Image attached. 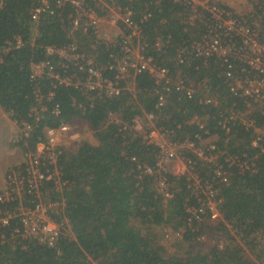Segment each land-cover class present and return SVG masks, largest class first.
Returning a JSON list of instances; mask_svg holds the SVG:
<instances>
[{
	"label": "trees",
	"instance_id": "16d2710c",
	"mask_svg": "<svg viewBox=\"0 0 264 264\" xmlns=\"http://www.w3.org/2000/svg\"><path fill=\"white\" fill-rule=\"evenodd\" d=\"M48 2L49 8L34 20L33 10L43 0H0V108L20 127L30 125L28 135L23 133L18 143L24 152L36 150L47 128L73 123L77 117L88 123L97 143L80 140L65 149L59 159L62 191L56 190L54 181L43 187L46 201L63 202V212L52 215L58 222L67 220L69 230L63 229L57 244L50 247L13 233L16 219L0 223V264H255L253 258L264 255V138L256 146L253 141L256 129L264 128V114L251 111L247 119L254 120L252 126L238 119L224 127L226 110L246 109V100L227 87L226 63L202 57L180 62V51L207 30L200 19L190 22L192 6L184 0H106L109 5L132 9L137 21L147 16L140 22L145 57L167 68L172 80L182 78L186 84L206 80L209 92L199 89L188 96L175 86L167 90L149 70H143L131 71L125 78L134 80L133 90L111 97L87 85L88 68H100L106 79L125 86V79L117 78L121 47L97 40L91 28L74 27L72 4ZM86 5L100 15L109 12L93 0H86ZM49 46L80 57L64 62L59 54H47ZM46 61L62 77H72L71 84L49 74L34 77L32 65ZM88 61L91 65L86 66ZM77 77L80 85L75 83ZM161 94L165 101L160 105ZM205 95L214 97L216 104L206 103ZM149 114L152 121L147 119ZM136 118H145L153 127L143 133L135 126ZM153 128L181 145L180 154L194 163L198 176L216 182L223 220L213 222L209 211L202 220H190L188 209L201 201L189 186L187 174L166 172L171 196L165 197L158 176L145 172L146 167L156 169L159 160V147L145 138ZM210 137H215L213 155L228 171L227 181L215 180L216 163L205 159L206 155L182 148L192 142L202 147ZM230 156L238 159L231 166ZM244 161L248 167L242 169L239 163ZM22 200L33 205L37 199L25 194ZM17 204L1 203L0 212ZM168 226L181 233L175 246L186 248L184 254H167L155 241L152 231ZM206 227L220 233L224 248L196 247Z\"/></svg>",
	"mask_w": 264,
	"mask_h": 264
},
{
	"label": "built area",
	"instance_id": "2783aa9c",
	"mask_svg": "<svg viewBox=\"0 0 264 264\" xmlns=\"http://www.w3.org/2000/svg\"><path fill=\"white\" fill-rule=\"evenodd\" d=\"M48 1L43 0V5L33 10L32 18L34 20H38L40 14L49 8ZM93 1L100 9L108 8L109 12L106 15L98 14L95 8L86 5V0H58V4H72L76 11L72 21L74 27H83L84 31L88 28L93 29L97 40L100 39L103 22L108 21L112 27L117 29L116 39L112 42L106 40L108 44L121 47L123 55L118 59L117 78L125 79L131 71L138 74L143 70H149L156 82L164 84L167 90L171 86H175L177 90L185 91L188 96H192L199 89L206 93L209 92L206 80L199 83L191 80L187 84L182 78L172 80L167 68L157 66L153 63L152 58L145 57L143 50L146 44L140 22L147 18L146 15L140 21H137L134 12L128 7L112 6L106 0ZM184 1L192 6L190 22L193 23L196 18L200 19L207 26V30L199 40H194L180 51V62H184L185 58L202 57L204 59L216 58L226 63L229 68L226 71L227 87L231 94L246 100V109L244 112L226 110L224 113H229L224 116V127L238 119L245 125L252 126L254 120L247 119V115L255 110L264 114V0H249L251 3L250 10L243 14L235 13L229 7L218 4L214 0ZM21 44L22 41L18 39L16 46L19 47ZM157 45L160 48L159 42ZM72 50H75V47ZM47 54H59L64 62L78 60L80 57L78 54H71L70 50H57L51 46L47 47ZM186 54H188L187 57ZM81 58L84 60V55H81ZM231 59L233 64L230 62ZM87 65H91V62L88 61ZM65 66L66 64H63V67ZM80 69H83V66H80ZM32 72L34 77L49 74L64 84H71L73 81L70 76L62 77L56 73L51 61L34 63ZM88 74L87 85L91 89L98 88L111 97L117 96L127 89L133 90L135 88V86L130 87L128 85L127 79H125V86H120L118 81L106 79L102 69L94 66H89ZM78 78L75 82L76 85L81 84ZM37 95L40 98L38 93ZM205 97L206 103L216 104L214 97L208 95H205ZM164 101V95L161 94L159 104H163ZM148 119L152 121L153 115L149 114ZM139 125H141V119L136 118L135 126L138 128ZM23 128L25 129L24 135H28L30 125L25 124ZM227 129L229 130L228 127ZM256 132L257 137L253 141L255 146L264 138V128H257ZM158 133L160 134L161 131L153 128L145 138L149 143L156 144L153 138ZM63 138H69V140H72L71 143L80 141L79 134L73 131L72 123H62L58 127L47 128L46 138L38 143L36 150L24 152V163L10 167L7 172V185L0 191V204L18 201L13 209L6 211V213L0 212V223L6 225L11 219H16L18 227L14 229L13 233L22 235L25 238H35L40 243L47 244L50 247L57 244L63 229L67 226L66 220L58 222L52 215L56 206L63 207V202L46 201L43 191V187L48 181L55 182L57 191H62L65 184L59 169L60 156L68 148L61 143ZM188 145L199 156L204 157L206 155L205 159L216 163L214 171L216 181H227L228 171L215 161L216 156L213 153L217 151V147L214 142L205 147H196L193 142L188 143ZM157 146L159 147V160L156 169L146 167L145 172L157 175L160 190L165 197H170V187L165 176L168 168L165 166L164 161L167 159H181V145L172 142L168 138L164 144ZM182 161L186 164L180 169L179 173L187 174L189 186L201 201L200 206L188 209L191 213L190 220H202L207 211H209L213 222L223 220L218 209L216 182L198 176L194 171V163L190 159L183 157ZM227 161L231 166L238 159L230 156ZM247 165V161L239 163L242 169L248 167ZM25 194L33 195L37 199L35 204H26L22 200ZM53 207L54 209H52ZM176 234L181 236L179 231ZM215 245L222 249L225 247V242L220 240ZM253 261L255 264H264V255L261 258L254 257Z\"/></svg>",
	"mask_w": 264,
	"mask_h": 264
},
{
	"label": "rangeland",
	"instance_id": "374dc122",
	"mask_svg": "<svg viewBox=\"0 0 264 264\" xmlns=\"http://www.w3.org/2000/svg\"><path fill=\"white\" fill-rule=\"evenodd\" d=\"M216 3H220L229 7L235 13L243 14L247 13L250 10L251 3L249 0H214ZM117 37V29L112 27L108 21L103 22L101 25L100 31V39L106 41L115 40ZM130 77V76H128ZM130 87L135 86V82L133 79H129L127 81ZM148 119V118H147ZM149 120V119H148ZM73 131L79 134L80 140H88L92 143H97V140L94 136V131L90 128L88 123L77 117L73 121ZM153 123L148 122L145 118L141 119V125L138 126V129L143 133L147 132V128H152ZM25 132L23 127H20L16 121H14L10 114L6 113L4 109L0 108V191L3 190L7 185V172L12 166L21 165L25 161V154L22 148L18 145L19 141L22 139V135ZM168 139V136L161 132L154 136L153 140L157 145H162ZM214 138H209L203 141L202 147H205L208 144H212L214 142ZM72 140L69 138H63L62 144L65 147H72L74 143H71ZM155 144V145H156ZM190 149L188 143L182 145V148ZM181 155V159H167L165 160V166L168 168L170 172L173 174H180V169L186 164ZM54 209V207L52 208ZM58 215L63 212L62 206H56L55 210ZM67 222V220H66ZM217 223V222H215ZM137 224V223H136ZM69 230V225L67 222V226L65 227ZM155 236V241L158 245H161L162 250L166 251L167 254L179 253L184 254L186 252V248H177L175 244L180 241V236L176 234L169 226L160 228L152 231ZM201 238L197 240L196 247L204 248L208 250L213 247L220 238L223 239L218 233V231H214L211 227H206L202 230Z\"/></svg>",
	"mask_w": 264,
	"mask_h": 264
},
{
	"label": "crops",
	"instance_id": "0c3cea01",
	"mask_svg": "<svg viewBox=\"0 0 264 264\" xmlns=\"http://www.w3.org/2000/svg\"><path fill=\"white\" fill-rule=\"evenodd\" d=\"M210 138H214L215 139V137H210ZM209 139V138H208ZM207 140V139H206ZM204 141V140H203Z\"/></svg>",
	"mask_w": 264,
	"mask_h": 264
}]
</instances>
